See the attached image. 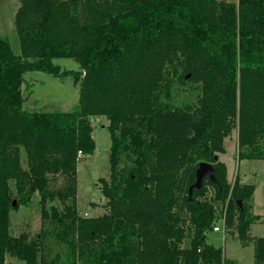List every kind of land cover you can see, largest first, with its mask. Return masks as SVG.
Masks as SVG:
<instances>
[{"label": "trees", "instance_id": "trees-1", "mask_svg": "<svg viewBox=\"0 0 264 264\" xmlns=\"http://www.w3.org/2000/svg\"><path fill=\"white\" fill-rule=\"evenodd\" d=\"M21 1V53L0 37V264L61 260L41 254L43 232L12 234L11 212L37 193L42 218L74 234L69 264H235L208 239L219 207L264 264V235L250 234L264 218L251 211L255 185L231 183L217 157L238 126V158L264 159V0ZM64 56L82 69L54 64ZM30 70L72 74L79 104L26 109ZM185 77L200 85L198 103L173 107L174 80ZM100 115L112 141L106 210L82 216L77 165L95 149ZM205 160L215 177L190 192Z\"/></svg>", "mask_w": 264, "mask_h": 264}, {"label": "rangeland", "instance_id": "rangeland-1", "mask_svg": "<svg viewBox=\"0 0 264 264\" xmlns=\"http://www.w3.org/2000/svg\"><path fill=\"white\" fill-rule=\"evenodd\" d=\"M237 1V0H227ZM21 0H0V37L8 38L12 50L20 52V39L17 34L15 24V14L21 6ZM54 64L62 70L69 69L80 71L79 62L72 57H56ZM172 89L170 103L173 107H186L187 104L196 105L201 95L200 85L193 80L175 78ZM23 91L26 96L24 107L32 110H51L66 111L75 108L79 104L81 91L80 82H76L72 74L59 77L50 72L42 70H30L25 74ZM94 126L93 136L96 146L92 154H84L77 165V188H78V213L82 216H99L106 210L104 203L106 201L102 191V180H108L111 174L110 169V147L111 135L108 125L109 119L103 115L92 116ZM232 133L224 138L225 152L218 153V160H223L227 166V178L233 183L238 175L242 183L255 185L254 195L252 197L253 213H260L264 217V159L263 158H238V126L232 129ZM246 150V149H245ZM103 177V178H102ZM203 183L207 184L205 175ZM208 185V184H207ZM211 185H209L210 187ZM213 192V188L210 190ZM209 191V193H211ZM39 194L37 193L33 200L27 205H20L11 212L12 234L18 235L22 231L43 232L45 243L41 254L51 262L57 253L62 255L58 262L69 264L72 257L73 248L70 241L74 234L63 235L62 226L56 221L44 220L41 216V206H39ZM53 204L60 205L58 200ZM50 209V206H49ZM220 214V207L217 210ZM223 220L219 224L223 226ZM223 231L227 239L220 235ZM218 234L220 238L214 237L211 240L224 248L227 258L232 259L235 264H255V241L248 244L238 238L235 227H227L224 224V230ZM211 236H217L210 230ZM253 236L264 235V218L258 220L250 229ZM224 246V247H223ZM70 252V259L67 257ZM11 264H26L23 260L12 256H7ZM57 262V261H56ZM80 263L78 260L77 264Z\"/></svg>", "mask_w": 264, "mask_h": 264}, {"label": "water", "instance_id": "water-1", "mask_svg": "<svg viewBox=\"0 0 264 264\" xmlns=\"http://www.w3.org/2000/svg\"><path fill=\"white\" fill-rule=\"evenodd\" d=\"M205 175H209L212 179L215 177V167H213V164L210 161L206 160L199 162L196 170V181L190 186V192H192L194 187L199 188L203 185L202 182Z\"/></svg>", "mask_w": 264, "mask_h": 264}, {"label": "built area", "instance_id": "built-area-1", "mask_svg": "<svg viewBox=\"0 0 264 264\" xmlns=\"http://www.w3.org/2000/svg\"><path fill=\"white\" fill-rule=\"evenodd\" d=\"M225 219H226L225 218V211L223 210V212L219 214L218 220L215 221V223H214V225L212 227V230L213 231H219V230H222V229L224 230ZM220 220H223L222 221L223 222V227L219 224Z\"/></svg>", "mask_w": 264, "mask_h": 264}, {"label": "crops", "instance_id": "crops-1", "mask_svg": "<svg viewBox=\"0 0 264 264\" xmlns=\"http://www.w3.org/2000/svg\"><path fill=\"white\" fill-rule=\"evenodd\" d=\"M237 1H238V0H237ZM237 1H236V2H237ZM232 2H233V1H232ZM222 223H223V222H222ZM254 224H255V223H253L252 225H254ZM221 225H222V224H221ZM252 225H251V228H252ZM222 227H223V226H222ZM251 228H250V229H251ZM211 230H212V229H211ZM212 231H213V230H212ZM220 231H221V230H219V231H213V232H216V233H214V234L217 235V236H211L210 233H209L210 231H209V232H208V239H209L212 243H214V242L211 240L210 237H212V239H213L214 237H216V238L218 237L217 239H219V238H220V235H222V238H223V239H227V238H226V235H224V232H225V231H223V229H222L223 232H222L221 234L219 233ZM218 234H220V235H218ZM251 235H252V234H251ZM252 236H253V235H252ZM254 237H255V236H254ZM256 237H258V236H256ZM215 245H216V244H215ZM219 247H220V246H219ZM223 247H224V246H223ZM221 248H222V247H221ZM222 249H223V251H224V248H222ZM225 254H226V253H225Z\"/></svg>", "mask_w": 264, "mask_h": 264}]
</instances>
